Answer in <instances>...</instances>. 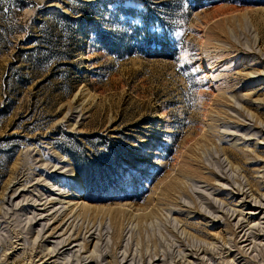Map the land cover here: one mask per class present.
Listing matches in <instances>:
<instances>
[{
	"label": "rangeland",
	"instance_id": "1",
	"mask_svg": "<svg viewBox=\"0 0 264 264\" xmlns=\"http://www.w3.org/2000/svg\"><path fill=\"white\" fill-rule=\"evenodd\" d=\"M42 263L264 264V0H0V264Z\"/></svg>",
	"mask_w": 264,
	"mask_h": 264
},
{
	"label": "bare ground",
	"instance_id": "2",
	"mask_svg": "<svg viewBox=\"0 0 264 264\" xmlns=\"http://www.w3.org/2000/svg\"><path fill=\"white\" fill-rule=\"evenodd\" d=\"M84 36H85V35H84ZM203 39H204V38H203ZM204 41H205V39H204ZM206 41H207V40H206ZM82 58H83V57H82ZM85 58H86V57H85ZM83 67H84V66H83ZM82 69H83V68H82ZM86 70H87V69H86ZM160 114H161V113H160ZM208 115H209V114H208ZM161 116H162V115H161ZM161 116H157V118H161ZM160 120H161V119H160ZM230 156H231V155H230ZM166 188L168 189L169 186H168V187L166 186V187L164 188V190H166ZM23 191H24V190H23ZM166 191H167V190H166ZM170 191H171V190H170ZM167 194H168V192H167ZM144 215H145V214H144ZM146 215H147V214H146ZM112 218L114 219L113 222H116L117 217L114 216V217H112ZM115 225L117 226V223H116ZM119 234H120V233H119ZM118 236H119V235H118ZM49 237H50V236H49ZM51 237H52V235H51ZM51 237H50V238H51ZM116 237H117V235H116ZM68 240H69V239H68ZM39 261H41V259H40ZM41 262H42V261H41ZM42 264H43V263H42Z\"/></svg>",
	"mask_w": 264,
	"mask_h": 264
}]
</instances>
